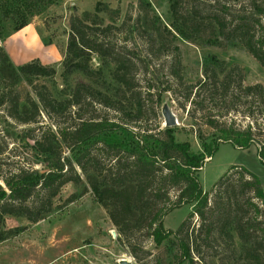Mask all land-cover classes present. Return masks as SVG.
Returning a JSON list of instances; mask_svg holds the SVG:
<instances>
[{
  "label": "trees",
  "instance_id": "16d2710c",
  "mask_svg": "<svg viewBox=\"0 0 264 264\" xmlns=\"http://www.w3.org/2000/svg\"><path fill=\"white\" fill-rule=\"evenodd\" d=\"M49 2L0 0V41L10 15L16 30ZM167 2L168 23L147 0H136L122 16L100 0L71 14L59 82L52 64L13 63L0 43V130L10 122L29 126L13 134L23 142L25 163L0 169V241L22 230L3 227L5 214L42 219L71 181L81 190L65 201L89 191L130 253L149 254L150 264H264V188L257 176L231 164L208 190L198 180L219 142L254 145L264 164V85L243 82L237 68L214 54L188 82L175 42L177 35L196 44H238L264 64V0ZM162 54L163 80L151 65ZM22 82L28 85L23 95ZM163 91L181 108L188 103L190 119L208 127L194 130L200 150L161 125ZM184 203L191 210L173 230L165 228L162 216ZM137 231L155 246L168 243L151 253L134 240Z\"/></svg>",
  "mask_w": 264,
  "mask_h": 264
},
{
  "label": "rangeland",
  "instance_id": "374dc122",
  "mask_svg": "<svg viewBox=\"0 0 264 264\" xmlns=\"http://www.w3.org/2000/svg\"><path fill=\"white\" fill-rule=\"evenodd\" d=\"M50 1L28 19L22 31L24 33L27 29H32L37 34L38 43L35 44L29 38L28 40L23 39L27 35L21 37L19 32L15 34L12 26L16 15H10L13 19L10 22L3 21V31L4 33L7 31L8 35H4L0 43L13 63H22L31 58H37L42 62L46 59L44 53L50 55L51 49L52 54L46 62L42 63L54 66L53 79L59 82L58 73L68 32L69 16L73 13L79 14L84 9H92L97 0ZM100 1H106L112 7H118L120 16H122L127 9L132 11L136 0ZM147 1L160 19L168 23L170 17L167 0ZM104 20H107L105 16ZM175 42L180 46L183 78L188 82H193L200 76L202 67L209 60L210 55L214 54L223 59L227 66L237 68L242 75L243 82H260L264 85V64L259 63L238 44L223 47L196 44L177 35ZM151 65L156 68L155 74L157 73L159 79H165L166 56L162 54L152 59ZM34 81L43 82L42 78H36ZM46 82L49 83L50 80ZM26 89L28 85L23 82L17 87L21 95ZM160 96L161 102L158 110L161 125H163V117L160 107L162 103H167L177 120V124L172 126L174 137L178 140H187L192 150H200L199 139L194 130L200 127L202 131H206L208 127L190 119L187 113L188 103L181 108L168 92L163 91ZM29 125L33 128L37 124ZM26 127L29 126L14 125L10 122L3 128V131L0 130V135H2L0 169L25 163L21 157L25 150L23 142L15 138L13 134ZM231 164L241 165L253 172L261 187L264 188V164L257 157L255 146L240 148L229 142H219L198 170L201 189L208 190L218 175ZM34 166L44 167L41 163H35ZM80 190L81 184L71 181L63 183L51 199L52 210L44 218L35 222L28 221L24 217L5 214L2 220L3 227L21 226L22 230L0 241V264H118L120 258L129 259L131 264H150L149 254L138 251L140 257L137 258L130 253L129 245L123 238H118L115 227L105 210L89 191L76 195L71 201H65L71 193H78ZM190 210L191 203H184L171 209L162 216V225L173 230ZM134 237L142 248L151 253L161 251L168 243V240H163L160 245L155 246L143 231L135 232Z\"/></svg>",
  "mask_w": 264,
  "mask_h": 264
},
{
  "label": "water",
  "instance_id": "95a60500",
  "mask_svg": "<svg viewBox=\"0 0 264 264\" xmlns=\"http://www.w3.org/2000/svg\"><path fill=\"white\" fill-rule=\"evenodd\" d=\"M160 112L163 117V125L165 126H173L177 124V120L175 118V115L169 108L167 103H162L160 107ZM118 264H131L129 259L126 258H120L118 259Z\"/></svg>",
  "mask_w": 264,
  "mask_h": 264
},
{
  "label": "crops",
  "instance_id": "0c3cea01",
  "mask_svg": "<svg viewBox=\"0 0 264 264\" xmlns=\"http://www.w3.org/2000/svg\"><path fill=\"white\" fill-rule=\"evenodd\" d=\"M24 26H26V25H23L20 28H18L17 30H15V34L19 32V34H21V37H23L24 35H27V37H23V39H25V40L27 39L28 40V38H29V39H32L35 44L38 43L37 42V40H38L37 34H35V32H33L32 29H27L26 31H24V33L22 32ZM18 39H19V37L17 38V40ZM51 54L52 53H51V49H50V55ZM13 55L16 57L15 54H13ZM50 55L48 53H44V56H45L46 59L42 60V62H46Z\"/></svg>",
  "mask_w": 264,
  "mask_h": 264
}]
</instances>
